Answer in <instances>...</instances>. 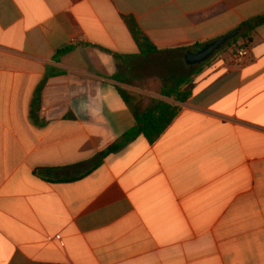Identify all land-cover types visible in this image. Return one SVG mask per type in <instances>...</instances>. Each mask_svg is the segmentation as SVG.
I'll return each mask as SVG.
<instances>
[{"label": "crops", "instance_id": "crops-1", "mask_svg": "<svg viewBox=\"0 0 264 264\" xmlns=\"http://www.w3.org/2000/svg\"><path fill=\"white\" fill-rule=\"evenodd\" d=\"M122 15L171 51L264 0H0V264H264V23L179 103L116 79L144 61ZM119 87L181 110L78 178L136 126Z\"/></svg>", "mask_w": 264, "mask_h": 264}, {"label": "trees", "instance_id": "trees-1", "mask_svg": "<svg viewBox=\"0 0 264 264\" xmlns=\"http://www.w3.org/2000/svg\"><path fill=\"white\" fill-rule=\"evenodd\" d=\"M122 18L140 50V56L144 59L143 62L147 61L149 58L157 54L179 52L182 54L185 63V54L190 49H201L205 45L197 44L192 47H184L177 50L161 51L153 44L151 39L143 31L133 15H122ZM263 23L264 15L243 22L240 25V33L236 37L231 39L222 49L235 45L240 38H246L248 42L251 41L250 32L255 27ZM248 42L245 41L244 43L240 44L238 49H247ZM74 48L75 46H69L63 50H60L58 54L66 53L70 50H73ZM123 61L126 62L127 58H124ZM185 65L187 64L185 63ZM195 73L196 72L193 71L189 75L180 76L177 79L172 78V80H170V84L169 81L161 87V95L166 98L172 99L175 102H185L191 95V90H186L185 87L190 84V82L192 81V75H194ZM116 79L124 85L142 89L140 79L133 73V69H131L129 66L127 68L119 70ZM118 91L127 104L128 108L132 111L136 120V126L132 130L124 134L119 140L109 146L106 150L98 154L90 162V167L78 178L89 174L95 168L100 166L109 155L120 152L129 143L136 140L138 137L145 138L151 144L154 143L171 125V123L174 121L175 117L181 110V106L179 104L170 102L168 100L148 97L143 93L122 87H119ZM41 177L51 181L55 180L50 177H44V175H41ZM78 178L74 177L67 180H75Z\"/></svg>", "mask_w": 264, "mask_h": 264}, {"label": "rangeland", "instance_id": "rangeland-1", "mask_svg": "<svg viewBox=\"0 0 264 264\" xmlns=\"http://www.w3.org/2000/svg\"><path fill=\"white\" fill-rule=\"evenodd\" d=\"M222 48L216 51L212 57L221 52V50H224ZM196 67L197 64L185 65L181 53L168 52L154 55L143 62L137 68L135 75L140 79L142 89L161 91V87L172 80V78L177 79L180 76L189 75Z\"/></svg>", "mask_w": 264, "mask_h": 264}, {"label": "water", "instance_id": "water-1", "mask_svg": "<svg viewBox=\"0 0 264 264\" xmlns=\"http://www.w3.org/2000/svg\"><path fill=\"white\" fill-rule=\"evenodd\" d=\"M239 29L222 35L219 38L205 44L200 50L196 52L189 51L185 55V63L187 65L200 64L211 58L216 51L221 49L226 43L239 34Z\"/></svg>", "mask_w": 264, "mask_h": 264}, {"label": "built area", "instance_id": "built-area-1", "mask_svg": "<svg viewBox=\"0 0 264 264\" xmlns=\"http://www.w3.org/2000/svg\"><path fill=\"white\" fill-rule=\"evenodd\" d=\"M248 54V50L247 49H242L238 52V56L239 57H245Z\"/></svg>", "mask_w": 264, "mask_h": 264}]
</instances>
